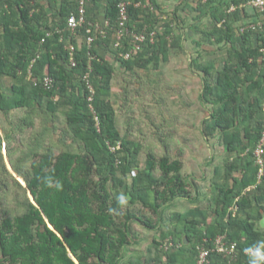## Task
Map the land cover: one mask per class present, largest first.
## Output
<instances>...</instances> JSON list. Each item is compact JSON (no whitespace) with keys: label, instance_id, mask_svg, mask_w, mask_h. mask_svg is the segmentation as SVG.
<instances>
[{"label":"trees","instance_id":"obj_1","mask_svg":"<svg viewBox=\"0 0 264 264\" xmlns=\"http://www.w3.org/2000/svg\"><path fill=\"white\" fill-rule=\"evenodd\" d=\"M121 1L129 2L130 30L147 34L138 51L132 50L128 35L116 45ZM181 3L171 19L162 21L153 8L162 10L158 0H86V22L73 30L68 17L79 0H0V111L25 108L22 124L37 135L31 142L30 166H22L24 156L11 154V172L3 160L11 178L4 183L17 189L16 207L2 210L0 264H122L134 238L132 222L156 229L163 207L176 198L192 197L193 182L182 173L181 152L171 153L161 130L157 139L164 147L149 142L139 167L136 155L142 145L122 134L111 98L118 64L132 73L153 63L158 66L173 48H183L189 34L182 30L181 11L187 6ZM242 3L196 0L195 7L210 15L203 37L221 52L202 60L199 51L201 60H194L203 75L200 100L212 106L203 131L207 137L220 133L227 154L216 169L213 208L197 205L174 214V228L162 232L163 239L154 238L159 253L138 264H196L197 245L218 234L237 242L239 256L231 261L213 252L209 264H264L244 252L264 249V173L259 177L255 156L264 130V18L251 26L237 25L251 15ZM254 10L258 17L264 13ZM96 22L106 28L105 35L94 27ZM70 43L75 45V65L67 49ZM128 51L132 55L125 58ZM44 76L53 78L52 87L40 83ZM4 77L12 81L9 91L2 88ZM60 110L66 121L62 129L55 122ZM137 201L156 218L133 207ZM233 204L236 212L230 209ZM213 214L215 220H209ZM169 237L175 245L165 249Z\"/></svg>","mask_w":264,"mask_h":264},{"label":"rangeland","instance_id":"obj_2","mask_svg":"<svg viewBox=\"0 0 264 264\" xmlns=\"http://www.w3.org/2000/svg\"><path fill=\"white\" fill-rule=\"evenodd\" d=\"M161 4L164 13H161L163 15L161 20L171 19V16H174L172 12L175 9V6H172V1L164 0ZM194 7L196 6L194 5ZM189 10L188 8L185 11V13H188L187 23H194L189 24V26H192L191 34L185 37L183 48H173L168 59H161L158 66L153 63L147 68H137L132 73L127 72L118 64V72L113 81V95L111 98L117 109V123L122 134L129 135L130 139L138 140L142 145L136 155L140 162L139 167L144 165L147 155L146 148L149 142H153L158 148L164 147V141L157 139L161 130L166 134L165 138L168 137L167 139L170 141L171 153L176 156H179V152L182 153H180V157L183 160V175L193 172L198 176L200 173L199 165L203 159L202 155L207 154V157L212 158L211 167L208 168L210 170L217 163H219V167L223 166L224 157L227 154L225 148L219 143L220 141L218 142L217 136L207 138V146L210 145V150L205 153L206 135L202 131V126L203 118L210 110L207 113L208 108L200 103L199 94L203 87V77L202 74H199L200 71L195 69L194 60L196 58L203 60L211 56H220L221 52L217 50L218 46L214 45L212 49L214 48L215 53H213L211 51L212 45H209L203 37L202 28L205 29L209 25L210 16H203L204 19L198 21L194 19V16L198 13L195 14V12ZM188 16L194 21L189 22ZM184 25L182 24V26ZM197 40L202 42L201 46ZM199 51H203L201 59L198 55ZM25 113V108H14L6 114L0 111V219L4 214L3 208L16 207L13 196H15L17 189L13 184L4 183L9 182L11 178L8 172L4 170L3 160L11 172L13 171L10 166L11 154L18 158L24 156L23 167L30 166L32 160L29 158L31 152L33 153L31 142L36 140L37 135H33L35 131L33 127L22 124L21 118ZM40 120V118H36L37 122ZM55 122L61 129L65 127V113L63 111L58 112ZM36 126L41 128L39 123ZM61 135V130L60 132L57 131L54 134L55 140H58ZM57 151L59 152V150ZM195 160H197L198 165ZM201 165L202 167L205 166V164ZM156 172L159 173V170H156ZM18 179L24 183L22 178L18 177ZM209 182L211 185L213 182L211 180L207 182V187L210 188ZM207 187L202 186L200 190L203 193L205 192V199L212 192H208ZM193 188H190L192 193ZM20 196H22V193ZM132 206L144 208L149 216L156 218V214L144 207L141 202L137 201ZM209 208L211 207L206 206L205 209L209 211ZM182 210L186 211V209ZM169 215L170 212L167 207H163L160 223L156 229H148L136 221L132 222V233L137 239L136 242H132L131 245L126 247L122 264H129L130 261H134L136 264L143 263L159 253L155 247L154 238H157V240L163 239L162 232L171 228ZM163 258L165 261V256Z\"/></svg>","mask_w":264,"mask_h":264},{"label":"built area","instance_id":"obj_3","mask_svg":"<svg viewBox=\"0 0 264 264\" xmlns=\"http://www.w3.org/2000/svg\"><path fill=\"white\" fill-rule=\"evenodd\" d=\"M254 4L260 8L261 10H264V0H253ZM86 0H79V5L77 7L76 11H73L69 17H68V26L75 30L77 27L83 25L86 22ZM129 4L128 1H121L119 4V28L117 29L116 34V45H119L121 43V39L128 35L130 36V43L132 44L133 51H138L141 49L142 42H144L147 38V34L145 32H138L134 30H130L128 21V10L127 5ZM234 8V7H233ZM110 21L106 20L105 25H109ZM94 27L98 28L100 32L105 35L107 33L106 28L102 26L100 22H96L93 24ZM91 29H89L90 31ZM155 32H152L151 34L154 35ZM153 39V38H152ZM93 36L88 37V42L91 44L93 42ZM68 51L70 52V62L72 65L76 64V58H75V45L73 43L68 44L67 46ZM264 52V49L262 50ZM132 55L131 51H128L123 54L125 58H130ZM86 80L89 79V72L84 76ZM39 82H35L37 84ZM40 83L46 87L50 88L53 86V78L51 76H44L42 80H40ZM89 87L94 93V88L91 83H89ZM89 99H92V96L89 97ZM96 118H98L96 116ZM255 156L257 163L259 164V177L262 176L264 173V130L262 133V136L260 138V141L257 145V148L255 150ZM237 204H233L231 206V211L236 212L237 211ZM174 238L169 237L167 238V241L165 243V249L171 248L174 244ZM211 244V245H208ZM178 246V245H177ZM180 246V245H179ZM198 250V256L196 258V264H209L211 259L210 256L213 252H218L221 254H225L229 257L231 261H236L239 252L237 249V242L236 241H229L227 239L226 234H218L215 238L209 242V238L204 237L202 242L197 245ZM246 254L252 256H257L261 261L264 262V259L261 258V256H264V249L263 247H256V248H247L244 251ZM257 252L260 253V255H257Z\"/></svg>","mask_w":264,"mask_h":264},{"label":"crops","instance_id":"obj_4","mask_svg":"<svg viewBox=\"0 0 264 264\" xmlns=\"http://www.w3.org/2000/svg\"><path fill=\"white\" fill-rule=\"evenodd\" d=\"M163 1L164 0H158V2L159 3H163ZM172 1V6H175L177 3H180V2H182L181 3V5H184V6H187V9L189 8L190 10V12H195V14L196 13H198V14H196L195 16H194V19L195 20H202V19H204V17L203 16H205V17H207L208 16V14H205L203 11H201V10H199V9H196L195 7H194V5L196 6V1L195 0H171ZM227 1H232V0H227ZM192 4H194V5H192ZM163 6H164V4H163ZM192 6V7H191ZM241 7H245L247 10H248V12L251 14V15H249V16H244V18L242 19V20H240V21H238L237 22V25H239V26H242V25H244V24H247L248 26H251V25H253V24H256V23H260L261 22V19L262 18H264V13H262L259 17H258V15H256L255 14V10H254V8H258L255 4H254V2H253V0H249V1H247V0H243V3H242V5H241ZM153 8L155 9V10H157V12H158V14H159V16H160V18L161 17H163V15H161V13L160 12H163V10H159L157 7H154L153 6ZM182 12V11H181ZM162 14H164V13H162ZM187 14L188 13H185V11H183V14H182V16L184 17V19H185V25L183 26V28L184 29H182L183 30V32H185L186 34L188 33V34H191L190 33V31H191V27L192 26H189V24L190 23H194V22H190L192 19H190L189 18V16H188V20H189V22L190 23H187ZM210 16V15H209ZM208 16V17H209ZM191 17H192V15H191ZM196 17V18H195ZM210 20H209V24H210V22H211V18H209ZM192 21H194V20H192ZM201 22V21H200ZM199 22V23H200ZM208 26L209 25H207V27L206 28H208ZM205 28V29H206ZM203 30H205L204 28H202ZM202 33H203V31H202ZM187 34V35H188ZM263 68H264V66H263ZM260 72H262L261 70H260ZM263 72H264V69H263ZM200 75H201V73H199ZM202 77H203V75H202ZM11 84H12V81H11V79H9V78H7V77H4V78H2V80H1V85H2V88H3V90L4 91H9V88H10V86H11ZM202 90H203V87L201 88V92H200V94H199V97H200V95H201V93H202ZM200 103H201V105H203L205 108H208V110H207V113H208V111H209V113L203 118V126H202V131H203V127H204V121H205V119H207L209 116H210V114H211V111H212V106H211V104H208V103H205V102H203V101H201L200 100ZM215 136H217V138L219 139L218 140V142L219 143H221V146L224 148V144H223V141H222V137H221V134L220 133H217ZM214 137V136H213ZM205 138H206V140H205V142H206V145H205V153H207V151H209L210 150V145H208L207 146V141H208V137L207 136H205ZM210 138H212V137H210ZM201 147H202V144L200 145ZM204 146V145H203ZM206 146H207V149H206ZM209 147V148H208ZM203 157V159L201 160V162H200V165H199V169H200V173H199V175L197 176V175H195V173H185V175H188L189 176V179H190V181L191 182H193V186H192V188L193 187H195V188H193L194 190H193V193H192V197H190V198H176V199H174L173 201H171L168 205H166V207H167V210L170 212V221H171V217L174 215V214H176V213H179V212H184L182 209H186V210H188L189 208H191V207H194V206H201V207H205L206 208V206L208 207H211V208H209V209H212L213 207V204H212V201H213V199H214V196H213V194L212 193H214L213 192V187H214V185L213 184H215V181H216V169H217V167H219L220 165H219V163H217V165H215L214 166V168L213 169H210V170H208V168H210L211 167V164H212V158H209V157H207V154H205V155H202ZM225 158V157H224ZM195 162H196V164H197V160H195ZM201 164H205V166L204 167H202V165ZM198 165V164H197ZM206 170V171H205ZM212 181L213 183H212V185H211V183L209 184V186H211L210 188L209 187H207V182L208 181ZM197 184H196V183ZM201 185V186H200ZM202 186H206L208 189H206V190H208V192L209 191H212V192H210L211 194H209L208 195V197L205 199V192L203 193L202 191H200L201 190V187ZM184 199V200H183ZM208 200V201H207ZM180 201V202H179ZM182 204V206L180 207V205ZM206 203V204H205ZM185 204V205H184ZM205 204V205H204ZM204 205V206H203ZM180 208V209H179ZM182 208V209H181ZM204 208V209H205ZM209 220H212V221H214L215 220V215L213 214L212 216H210V219ZM178 225H179V223H178ZM174 228V225H173V223L171 222V229H173ZM136 236H134V238H133V240H132V242L134 243V242H136Z\"/></svg>","mask_w":264,"mask_h":264},{"label":"water","instance_id":"obj_5","mask_svg":"<svg viewBox=\"0 0 264 264\" xmlns=\"http://www.w3.org/2000/svg\"><path fill=\"white\" fill-rule=\"evenodd\" d=\"M260 223H261V226L264 227V216L261 219V222ZM184 240H185L186 243L188 242L187 237L185 235H184Z\"/></svg>","mask_w":264,"mask_h":264},{"label":"clouds","instance_id":"obj_6","mask_svg":"<svg viewBox=\"0 0 264 264\" xmlns=\"http://www.w3.org/2000/svg\"><path fill=\"white\" fill-rule=\"evenodd\" d=\"M115 149V147H113V150ZM34 200V199H33ZM257 255L259 256L260 255V253L259 252H257ZM261 258L262 259H264V256H261Z\"/></svg>","mask_w":264,"mask_h":264}]
</instances>
